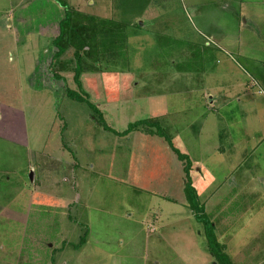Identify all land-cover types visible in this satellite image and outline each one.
<instances>
[{"label": "rangeland", "instance_id": "374dc122", "mask_svg": "<svg viewBox=\"0 0 264 264\" xmlns=\"http://www.w3.org/2000/svg\"><path fill=\"white\" fill-rule=\"evenodd\" d=\"M59 2L0 0V264H222L149 122L227 262L264 264V0Z\"/></svg>", "mask_w": 264, "mask_h": 264}, {"label": "trees", "instance_id": "16d2710c", "mask_svg": "<svg viewBox=\"0 0 264 264\" xmlns=\"http://www.w3.org/2000/svg\"><path fill=\"white\" fill-rule=\"evenodd\" d=\"M55 1L59 2V0H55ZM105 22L106 21H103V23H105ZM61 26H62V28L68 27L71 30H73L72 32L76 36V37H74V35H73L72 39L70 40V42L68 44V47H71V46L73 47L74 46L73 41H75L74 39L77 38L81 42V43L75 42V45H77V46H79V45H84V46L90 45L91 42L95 43V48H93V49H97L100 52L96 55L104 56V55H108L109 52H111L110 47H109L110 44L107 43L108 38L107 39L103 38L102 42L99 46L96 43L98 41L96 17H93V16L88 17V16H85L82 14H78V16H73L70 11L66 10L65 19L63 20V23L61 24ZM122 29H123V27H122ZM62 32H63V29H62ZM62 32L59 35L60 37L53 39V41H51L53 43V45L58 47V52L54 54V58L55 57L59 58L65 49V48H63L64 46L62 47L60 45ZM108 33H111V32H109V29L102 31V35H107ZM66 42H68V40ZM198 53H199V50H195L194 51V57H192V58H195ZM96 60H97V58H96ZM77 61L79 64L77 65V67L75 69V72H76L75 83H77L79 91L82 92L81 84L79 82L80 81L79 76L83 71L82 67H81L82 57L80 55H78ZM57 62H58V60H57ZM81 92L75 91L73 89L65 88V92H64L63 97L64 98L67 97L69 99H72V100H75L78 102H82V103H85V102L89 103V100L87 97L83 98L81 96L82 94H84ZM91 105H93V104L91 103ZM96 110H97V108H96ZM95 120L98 121L97 118ZM143 121L147 122V120H143ZM148 126H150V128L146 129L148 134L149 133L153 134V135L156 134V135L161 136L165 140H167L169 145L171 147H174L173 148L174 152H177L178 160L183 163V166H184L183 170H184V174H185L184 194H185V198L187 199L186 205L189 207L188 209L192 211L195 219L199 223H202L204 229L207 230L206 234H207L208 243H209V248H207V249H208L209 254L213 258L220 259V261H222V264H231L230 262H227L228 256L225 254V252H223V250H225V247H223L221 245H219V246L217 245L218 242H216L215 236L212 234V231H211V230H214L213 223L210 221L209 216H207L204 213V204L201 203V200L199 198V194H198L196 188L193 186V184L191 182V178L189 177V173L191 172V169H192V162L189 160L188 155L180 153L179 150L177 148H175V147H179V146H176L177 142H175V140L169 135V133L166 132L161 127L159 122H152V123L149 122ZM133 127H135V125H131L130 128H133ZM212 242H213L214 246H217L215 248L214 252L211 250V247H210V244Z\"/></svg>", "mask_w": 264, "mask_h": 264}, {"label": "crops", "instance_id": "0c3cea01", "mask_svg": "<svg viewBox=\"0 0 264 264\" xmlns=\"http://www.w3.org/2000/svg\"><path fill=\"white\" fill-rule=\"evenodd\" d=\"M49 51V50H48ZM17 140H13L14 142H22L23 141V139H20V138H16ZM30 167H33L34 169L36 168L35 166H36V164L34 163V165L32 164V163H30V165H29ZM17 171H19L20 172V174H21V177H22V179L25 181V176L27 175V170L26 171H21V169H19V170H17ZM29 171V170H28ZM21 179V181L20 182H18V184H22V182L23 183H25L23 180ZM27 183V182H26ZM28 185H29V183H28ZM32 196H34V194L32 195ZM257 244H260V245H258V246H256V247H260V248H264V240H262V241H258V242H256ZM252 246V248L253 247H255V245H251Z\"/></svg>", "mask_w": 264, "mask_h": 264}, {"label": "water", "instance_id": "95a60500", "mask_svg": "<svg viewBox=\"0 0 264 264\" xmlns=\"http://www.w3.org/2000/svg\"><path fill=\"white\" fill-rule=\"evenodd\" d=\"M32 176H33V173L31 171H30V173H27V175L25 176V182L31 183L32 182Z\"/></svg>", "mask_w": 264, "mask_h": 264}]
</instances>
